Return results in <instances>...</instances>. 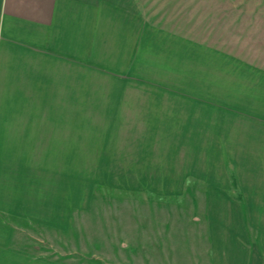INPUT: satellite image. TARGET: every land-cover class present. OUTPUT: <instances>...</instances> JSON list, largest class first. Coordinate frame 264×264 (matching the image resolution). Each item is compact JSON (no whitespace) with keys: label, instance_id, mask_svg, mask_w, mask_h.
I'll use <instances>...</instances> for the list:
<instances>
[{"label":"crops","instance_id":"1","mask_svg":"<svg viewBox=\"0 0 264 264\" xmlns=\"http://www.w3.org/2000/svg\"><path fill=\"white\" fill-rule=\"evenodd\" d=\"M194 3L0 0V264H264V22L230 54L197 38ZM64 140L178 153L120 189L139 211L127 197L90 228L100 182L64 183ZM84 235H107V257L54 248Z\"/></svg>","mask_w":264,"mask_h":264},{"label":"rangeland","instance_id":"2","mask_svg":"<svg viewBox=\"0 0 264 264\" xmlns=\"http://www.w3.org/2000/svg\"><path fill=\"white\" fill-rule=\"evenodd\" d=\"M148 4L150 12L163 11L164 13H172L171 9L174 5H181V9H183L185 5H188V0H148ZM193 5L196 16L195 20L192 21V28L196 31L197 38L200 41L208 42L211 45L222 46L224 48H227L228 45L230 54H237L236 43H238V36L241 35L243 30H246L241 27L242 21L264 22V0H195ZM261 30L264 31V28ZM262 34H264V32H262ZM258 37L259 36L256 38L257 41L264 38V36H260L261 39ZM242 41L243 39L240 40L241 43ZM258 45L262 46L258 43L255 46ZM259 48L260 47H257L256 50L253 51L257 53L254 55L264 56V53L258 50ZM240 57L243 58L242 55ZM240 57L238 60H236V58L233 59L232 62L236 63L238 61L242 63L243 59ZM94 145L95 143L92 140H64V158L67 159L66 163H68V165L64 164L66 166L64 169V183H67L71 189L83 182L85 185H87L88 182H100L93 186L90 193L92 197H100L97 204L92 203V206L90 205V211L97 213V217L95 216L97 220L93 219L95 218L93 216V218H90L85 223H87V226L90 228L107 229L109 225L108 216L119 213V211L123 210L120 209V207L126 205L123 199L128 197L132 205V207H128V211L135 213L139 211V193L128 192L126 194V192H122L121 190L123 188L128 189L132 186L133 189L138 191L140 184L145 183L144 179L152 182L153 180L158 181V179H161L162 175H168V173H170L169 171L168 173L166 171L161 172L162 168L156 165L158 161L160 162V159H166L165 166L168 169V166L172 165L171 162H168L167 165V157L172 159L173 153L178 152L102 151L99 150V147ZM187 153L188 151H180L176 160L177 166L179 159L181 160V168L183 164L187 165V160H185L188 158ZM78 155L79 157L85 158L84 165L80 164V166H78L76 164V156ZM88 158L90 160H88ZM158 169L160 173L156 171ZM160 174L161 176L159 177ZM110 182L112 185L117 186L115 190H111L107 187ZM156 190L162 192L163 189L157 188ZM90 211L85 210L84 216L90 215ZM87 226L84 225V227ZM68 237L64 238L62 245H60V241L56 243L55 239L53 241L54 248L62 249L63 252L64 249H68V252H71L69 254H73L77 257L78 253L89 256L93 254V252H87L88 245H91L92 242H97L103 246V248L101 250H94V253L98 256H102V258L107 257L108 251L105 245L110 243L107 235H99L98 239L92 242H90V239L93 237L90 235L81 236L77 242ZM81 246H83L82 249Z\"/></svg>","mask_w":264,"mask_h":264}]
</instances>
